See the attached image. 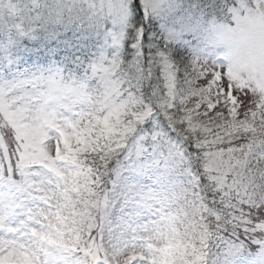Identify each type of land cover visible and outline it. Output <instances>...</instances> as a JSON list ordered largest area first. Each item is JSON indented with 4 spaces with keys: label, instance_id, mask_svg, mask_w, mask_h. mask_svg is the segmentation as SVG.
<instances>
[{
    "label": "snow or ice",
    "instance_id": "1",
    "mask_svg": "<svg viewBox=\"0 0 264 264\" xmlns=\"http://www.w3.org/2000/svg\"><path fill=\"white\" fill-rule=\"evenodd\" d=\"M0 264H264V0H0Z\"/></svg>",
    "mask_w": 264,
    "mask_h": 264
}]
</instances>
